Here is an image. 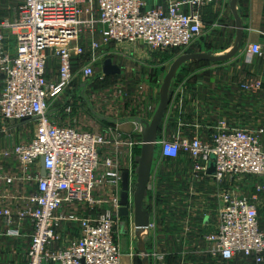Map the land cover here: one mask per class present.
Instances as JSON below:
<instances>
[{"label":"built area","instance_id":"1","mask_svg":"<svg viewBox=\"0 0 264 264\" xmlns=\"http://www.w3.org/2000/svg\"><path fill=\"white\" fill-rule=\"evenodd\" d=\"M222 1L166 0L149 8L145 0H96L95 14L91 0H23L12 21L0 18V264H122L120 238L127 234L138 250L149 237L151 251L129 254L147 257L148 264H164L166 237L172 238L170 254L180 249V264H191L193 255L264 264V182L246 192L249 181L264 179V121L241 127L221 117L205 127L207 134H183L182 124L172 134L159 133L168 108L181 110L184 103V83L171 88L144 200L149 221L136 236L133 187L142 126L134 119L149 123L158 104L144 117L103 119L110 123L102 120L92 131L62 125L50 114L66 91L71 100L104 82L102 65L115 50L137 45L172 62L191 53L203 36L201 10ZM246 56L264 57V45H249ZM237 88L245 96L262 93L264 106L260 79ZM125 121L138 130L119 129ZM123 173L125 218L119 216Z\"/></svg>","mask_w":264,"mask_h":264},{"label":"crops","instance_id":"2","mask_svg":"<svg viewBox=\"0 0 264 264\" xmlns=\"http://www.w3.org/2000/svg\"><path fill=\"white\" fill-rule=\"evenodd\" d=\"M22 1L0 0V18L12 21L15 18L16 9ZM176 1L185 2L186 0ZM230 1L223 0L216 5L201 10V20L204 28L203 37L210 43H215L217 39L223 37L222 44L218 47L212 45L206 50L199 48L198 50L192 49L191 53L209 52L211 55L218 57L230 52L236 40L235 21L230 9ZM91 2L96 14V0H91ZM145 2L149 8L166 4V0H145ZM183 9L187 11L186 6H183ZM235 9L243 21V38L238 53L230 60L224 62L188 61L178 68L175 77L172 79L171 88L177 89L180 84L183 85L184 83V103L181 110L176 105H174L175 108H168L166 118L161 124L159 133L166 132L172 134L178 129L180 124H182L180 130L183 134H193L195 131L205 133L208 131L205 127L214 125L221 117H226L234 125L241 127L249 126L255 128L257 125L263 123V94L245 96L239 92L237 84L248 80L260 79L264 87V57H254L250 61H247L246 56V49L249 45H264V0H238ZM13 49L14 45H12L11 50L13 51ZM122 51H124V54ZM115 53V58L112 61L120 70L122 68L114 59H127L130 62H140L143 64L153 58L159 64L158 67L161 69V72L166 71V73L172 64V57L150 54L144 47L137 45L125 47L124 50H115ZM48 64L49 75L53 77L57 68L55 60L50 59ZM246 110L252 112V120L248 117ZM129 116L133 117L135 115L131 114ZM103 122L107 121L103 120ZM107 123L110 122L108 121ZM136 125L131 121H125L120 123L118 127L122 131L132 132L138 130V126ZM196 127H199V129H196ZM145 207L146 202H144ZM198 229H195V235L197 236L201 233ZM144 239L145 248L151 251L153 248L151 240L149 237ZM171 239V237H166L165 244L162 245V251L166 252L164 264H175V261H177V264H180L178 261L181 260L179 257L182 255L176 256L180 252V249L172 250L173 254H170ZM137 247V243L130 235L121 236L122 264H142L141 259L137 256L133 258L129 257L130 253L135 255L139 252ZM188 260L191 264H230L199 255L190 256ZM236 261L243 262L244 264L247 263L240 257Z\"/></svg>","mask_w":264,"mask_h":264},{"label":"rangeland","instance_id":"3","mask_svg":"<svg viewBox=\"0 0 264 264\" xmlns=\"http://www.w3.org/2000/svg\"><path fill=\"white\" fill-rule=\"evenodd\" d=\"M223 37L217 39L213 44L203 36L192 44V49H209L212 45L218 47L222 44ZM208 47V48H207ZM115 58L114 55H112ZM122 68L121 74L105 82L95 81L89 84L80 97H72L70 91L65 92L56 104L51 106V115H57L56 119L62 125H72L81 130H96L97 126H104L103 119L107 118H129L133 115H144L151 112L158 104L159 89L166 71L161 72L153 58L146 63L130 62L127 59L116 60ZM72 90V89H71ZM70 107V109H68ZM140 156V150L137 152ZM159 149L156 147L153 158L157 159ZM137 160V159H136ZM167 167H159L157 172L167 171ZM176 170H173L175 172ZM264 179H256L247 183V195L253 192V185ZM260 220L264 222V197L261 200ZM231 262L230 264L235 263ZM245 262V261H244Z\"/></svg>","mask_w":264,"mask_h":264},{"label":"water","instance_id":"4","mask_svg":"<svg viewBox=\"0 0 264 264\" xmlns=\"http://www.w3.org/2000/svg\"><path fill=\"white\" fill-rule=\"evenodd\" d=\"M238 0L230 1V9L235 21L236 40L230 52L224 56H213L211 53H189L180 56L170 65L166 75L163 78L162 84L159 89V103L158 107L149 123L142 121L141 119L135 118L134 121L142 126L141 137L142 146L140 149V156L137 158L136 168V182L133 187V217L135 225V234H139L145 230L149 221V213L144 208V199L147 192V185L150 178V172L152 167L154 143L156 141L157 132L162 121V118L166 112V109L170 100V88L172 79L175 77L178 68L188 61H200V62H224L233 58L239 51L243 38V21L236 12L235 6ZM102 72L105 76H118L121 74L120 68L112 62L111 59L104 61L102 65ZM214 165L210 164L208 168V174H213ZM42 176L44 171H42ZM121 209L119 210V216L125 218L128 215L127 205V191H128V175L122 174L121 184ZM124 224H121L123 229ZM140 252L146 254L144 244L140 241ZM142 264H148L147 257L141 259Z\"/></svg>","mask_w":264,"mask_h":264},{"label":"trees","instance_id":"5","mask_svg":"<svg viewBox=\"0 0 264 264\" xmlns=\"http://www.w3.org/2000/svg\"><path fill=\"white\" fill-rule=\"evenodd\" d=\"M208 48V47H207ZM189 52L191 51V50H188ZM165 57V56H164ZM168 57V56H167ZM112 59H113V57H112ZM114 63V62H113ZM75 67H76V65H75ZM116 77H118V76H106V79H105V81L106 80H110V79H113V78H116ZM104 81V82H105ZM263 224H264V222H263ZM169 262H172V261H169ZM178 262H180V261H178ZM234 262V261H233ZM231 263V262H230ZM175 264H177V261H175ZM233 264H244L243 262H240V261H236L235 263H233ZM246 264H248V263H246Z\"/></svg>","mask_w":264,"mask_h":264}]
</instances>
